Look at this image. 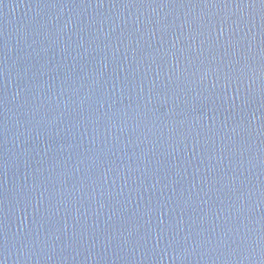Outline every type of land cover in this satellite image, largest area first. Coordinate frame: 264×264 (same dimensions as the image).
Wrapping results in <instances>:
<instances>
[{
	"label": "water",
	"instance_id": "95a60500",
	"mask_svg": "<svg viewBox=\"0 0 264 264\" xmlns=\"http://www.w3.org/2000/svg\"><path fill=\"white\" fill-rule=\"evenodd\" d=\"M0 264H264V0H0Z\"/></svg>",
	"mask_w": 264,
	"mask_h": 264
}]
</instances>
